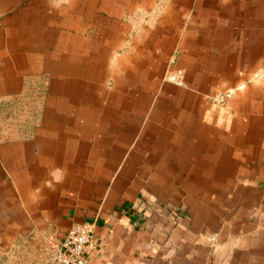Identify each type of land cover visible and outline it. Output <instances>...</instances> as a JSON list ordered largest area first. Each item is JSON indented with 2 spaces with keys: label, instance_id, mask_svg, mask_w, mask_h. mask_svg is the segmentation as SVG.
Returning a JSON list of instances; mask_svg holds the SVG:
<instances>
[{
  "label": "crops",
  "instance_id": "1",
  "mask_svg": "<svg viewBox=\"0 0 264 264\" xmlns=\"http://www.w3.org/2000/svg\"><path fill=\"white\" fill-rule=\"evenodd\" d=\"M25 104L0 125L14 264L85 221L90 264H264V0H0V110Z\"/></svg>",
  "mask_w": 264,
  "mask_h": 264
},
{
  "label": "built area",
  "instance_id": "2",
  "mask_svg": "<svg viewBox=\"0 0 264 264\" xmlns=\"http://www.w3.org/2000/svg\"><path fill=\"white\" fill-rule=\"evenodd\" d=\"M262 69L258 70L252 79L262 76ZM166 78L181 85L182 80L174 73ZM244 87V83L236 88L219 91L209 97L212 104L223 106L232 97L235 90ZM51 249L46 264H90L91 255L97 248L98 237L95 233L94 222H82L74 224L62 237H54L50 241Z\"/></svg>",
  "mask_w": 264,
  "mask_h": 264
},
{
  "label": "rangeland",
  "instance_id": "3",
  "mask_svg": "<svg viewBox=\"0 0 264 264\" xmlns=\"http://www.w3.org/2000/svg\"><path fill=\"white\" fill-rule=\"evenodd\" d=\"M30 101V100H29ZM26 108H24V106L22 105V107L20 108V110L16 111V115L13 114L14 109L11 110H6L4 108V110H0V125H10L12 123H14L15 118H19L20 115L23 116L25 115L26 111H29L28 104H25ZM13 117V120H10V117ZM38 241L37 239L31 241L30 243H24L23 247L20 248L19 253L17 254V257L19 258L20 262L24 259L25 256H29L30 253H33L35 249H37L38 245L41 243V248H43V252L47 255L48 252L51 249V244L49 243L48 240L46 239H41V242H38V244H35V242ZM31 256V255H30ZM43 260H45V258H42ZM47 259V258H46ZM14 258L10 257L7 254H2L0 253V264H14ZM16 262V260H15ZM18 262V261H17Z\"/></svg>",
  "mask_w": 264,
  "mask_h": 264
}]
</instances>
